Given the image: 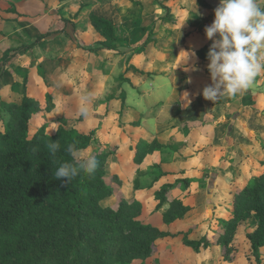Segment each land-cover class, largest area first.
Masks as SVG:
<instances>
[{"label": "rangeland", "instance_id": "rangeland-1", "mask_svg": "<svg viewBox=\"0 0 264 264\" xmlns=\"http://www.w3.org/2000/svg\"><path fill=\"white\" fill-rule=\"evenodd\" d=\"M107 1L84 0L94 6ZM130 1L140 2V13L128 8L126 23L118 24L117 40L108 48L88 15L78 19L84 6L76 12L61 8L64 0H0V99L20 101L26 91L37 102L32 134L43 126L49 133L60 127L93 132L82 152L110 151L104 177L114 195L105 203L138 200L142 221L181 233L159 239L148 263L255 264L248 258L253 215L237 221L233 250L219 237L236 213L231 192L264 171V73L238 96L205 99L213 43L205 28L220 0ZM41 36L44 44L32 45ZM148 38L151 42L140 50ZM54 91L55 107L47 111V94ZM89 93L94 99L85 118L79 109ZM141 125L163 145L136 163L130 135ZM186 178H192L189 186ZM164 185L170 186L167 201L158 208L156 194ZM177 196L192 210L167 224L164 213ZM205 235L208 249L186 243ZM261 252L264 264V247Z\"/></svg>", "mask_w": 264, "mask_h": 264}, {"label": "trees", "instance_id": "trees-1", "mask_svg": "<svg viewBox=\"0 0 264 264\" xmlns=\"http://www.w3.org/2000/svg\"><path fill=\"white\" fill-rule=\"evenodd\" d=\"M202 4L210 6L206 2ZM89 19L91 26L105 38L107 47L113 48L109 42L117 40L118 26L94 12ZM135 21L140 25L144 22L141 18ZM45 37L41 36L32 45L44 44ZM150 42L148 38L140 50ZM56 95L55 91L47 94V111L54 109ZM122 105L125 107V100ZM38 107L26 91L20 101L0 99V264H157L146 261L156 242L181 233L142 221L138 200L105 203L114 195L104 177L110 151L102 150L95 156L98 167L94 174L81 172L71 183H65L66 178L56 179L55 170L72 160L66 151L68 145L74 144L83 151L89 147L93 132L60 127L49 133L43 126L32 134L30 120ZM133 127L137 128L135 124ZM130 138L135 139L136 163L163 145L149 132L135 131ZM51 142L60 145L54 157L47 148ZM261 163L264 168V160ZM191 182L192 178L184 180L185 186ZM169 189V185H164L157 191L158 208L167 201ZM231 196L236 213L219 241L228 251L233 250L231 243L237 221L242 215H253L256 225L248 233V258L262 264L264 171L242 189L232 191ZM191 210L185 199L177 196L170 201L164 221L167 224L181 221ZM186 243L195 250L211 246L208 235L199 240L186 239Z\"/></svg>", "mask_w": 264, "mask_h": 264}, {"label": "clouds", "instance_id": "clouds-1", "mask_svg": "<svg viewBox=\"0 0 264 264\" xmlns=\"http://www.w3.org/2000/svg\"><path fill=\"white\" fill-rule=\"evenodd\" d=\"M214 12L213 23L205 28L207 38L213 40L207 53L212 83L203 89L204 98L213 102L222 95L235 97L249 90L264 73V0H220ZM93 99L91 93L81 97L79 111L85 118ZM47 148L54 157L60 145L51 142ZM66 151L72 160L55 170L56 179L71 183L81 172L94 174L98 167L94 155L85 156L74 144Z\"/></svg>", "mask_w": 264, "mask_h": 264}, {"label": "crops", "instance_id": "crops-1", "mask_svg": "<svg viewBox=\"0 0 264 264\" xmlns=\"http://www.w3.org/2000/svg\"><path fill=\"white\" fill-rule=\"evenodd\" d=\"M65 2L63 4L60 5L61 8L66 7L65 11H67V8H76V12L80 11V8L82 6L83 10L79 13V20L82 19V17L89 15L91 12H94L98 15H103L106 16L108 18H110L117 26L118 24H125L126 23V15L129 12L128 8H137V11L140 10V2H132L130 0H109L107 2H105L104 4L102 3H98L97 5H92V4H86L84 2V0H64ZM130 6V7H129ZM105 8H111L112 11L111 12H99L98 9H105ZM134 12V10H133ZM132 12V13H133ZM87 13V14H86ZM138 13H140L138 11ZM133 15V14H132ZM134 16V15H133ZM90 22V19H89ZM91 26V23H90ZM92 27V26H91ZM69 32V29H68ZM59 35V34H56ZM47 44V43H46ZM142 126V125H141ZM144 126V125H143ZM140 127V131L138 133L141 134H145L147 132H149L146 128ZM151 133V132H149ZM125 141V140H124Z\"/></svg>", "mask_w": 264, "mask_h": 264}]
</instances>
